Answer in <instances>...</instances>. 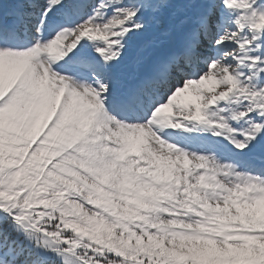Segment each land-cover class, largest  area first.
I'll return each mask as SVG.
<instances>
[{"label": "snow or ice", "instance_id": "obj_1", "mask_svg": "<svg viewBox=\"0 0 264 264\" xmlns=\"http://www.w3.org/2000/svg\"><path fill=\"white\" fill-rule=\"evenodd\" d=\"M0 264H264V0H0Z\"/></svg>", "mask_w": 264, "mask_h": 264}]
</instances>
